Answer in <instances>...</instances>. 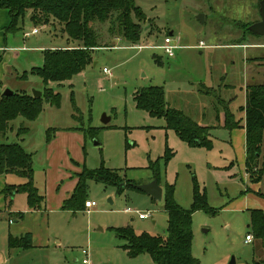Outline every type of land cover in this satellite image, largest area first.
I'll return each mask as SVG.
<instances>
[{
    "label": "rangeland",
    "instance_id": "1",
    "mask_svg": "<svg viewBox=\"0 0 264 264\" xmlns=\"http://www.w3.org/2000/svg\"><path fill=\"white\" fill-rule=\"evenodd\" d=\"M260 1L135 0L146 17L140 23L141 37L136 45L110 36L109 21L93 25L101 46L92 50V63L71 80L46 85L59 92L60 106L44 103L41 114L33 121L17 117L10 122L5 141L17 142L32 154L34 184L41 193L51 189V205L52 199L57 200L62 191H68L72 178H77L83 168L116 172L124 179L122 191L118 193L115 186L89 179L86 201L96 204L91 210L83 206L76 212L50 211L47 204L39 223L48 226L49 239L46 243L44 239L36 241L40 245L26 250L7 246L8 234L20 225L15 226L19 217L15 218L9 210L24 209L25 193H17L12 206L1 204L0 196V264H83L84 249H89L90 264H154L147 253L129 257L121 247L125 241L113 231L130 225L136 234L166 236L167 215L162 201L135 188L154 179L152 165L158 170L156 180L163 193L168 185H173L174 199L181 207H190L197 186L214 211L210 214L196 210L192 214V255L200 263L230 264L233 258L234 264H251L253 259L263 257L257 241H244L250 219L248 201L262 203L251 196L248 199L246 193L248 175L241 160L245 132L241 128H214L210 131L211 149L190 147L173 130L165 128L163 118L150 117L137 109L133 100L137 89L157 85L162 87L169 107L196 122L207 123L201 113L216 121L215 110L210 107L215 103L223 122L224 104L240 125L246 86L264 84V35L247 31L249 25L260 21ZM199 15H203V23ZM54 25L56 30L49 25L35 27L25 17L18 30L3 32L18 46H39L43 50L63 47L66 36ZM33 28L38 33L24 37V32ZM167 36L177 41L173 57L159 47ZM200 42L204 45L199 46ZM248 45L259 46L244 47ZM19 56L14 67L20 73L29 71L31 63L42 64L40 50H28ZM103 68L108 72H103ZM14 76L8 74L4 89L30 94L44 90L45 85L37 76L29 75L25 81ZM103 116L110 118L107 124L102 123ZM19 127H26L27 131L16 136ZM89 127L97 130L94 138L85 134ZM50 128L61 132L58 142L64 140L60 138L62 133H70L66 134L70 139L64 156L61 145L52 152L53 164L66 173L56 185H48V169L52 167L46 158L45 138ZM166 146L173 153L167 162ZM263 160L264 139L260 165ZM0 179L5 184L26 182V178L15 173ZM126 180L134 187L126 186ZM259 188L264 193V175ZM126 208L149 213L150 217L140 219L135 213H124ZM33 220L29 217L23 224L31 226Z\"/></svg>",
    "mask_w": 264,
    "mask_h": 264
},
{
    "label": "trees",
    "instance_id": "2",
    "mask_svg": "<svg viewBox=\"0 0 264 264\" xmlns=\"http://www.w3.org/2000/svg\"><path fill=\"white\" fill-rule=\"evenodd\" d=\"M0 8L7 10L10 22L5 30L15 32L20 22L28 17L33 25H49L55 23L66 36L67 45L62 48H47L42 51V64L23 71L18 79L25 81L29 75L39 77L44 86L40 97H34L25 91H13L4 96L0 93V175L15 173L26 178V182L18 185L5 184L0 193L8 206L17 193H25L27 206L33 211H44L45 195L34 184L32 154L17 142L8 143L7 133L11 130L10 122L17 117L28 121L35 120L42 112L44 103L53 107L60 106V94L47 88L49 82L61 84L71 80L92 63L91 52L100 47V35L94 29L95 23L109 21L110 36L121 37L126 43L136 45L141 37L140 23L146 17L135 0H0ZM53 30V31H54ZM248 33H251L247 28ZM72 44L73 46H71ZM211 95L209 92H202ZM135 107L145 111L150 117L163 118L165 128L173 130L176 136L190 147L211 149L210 131L213 127L199 125L182 111L167 105L161 86L149 85L139 88L133 96ZM218 103L222 101L217 99ZM75 111L77 108L74 106ZM223 128L231 131L239 126L234 115L224 106ZM244 111L245 159L244 168L250 183H258L264 175V160L261 165L262 141L264 139V84H248L245 88ZM75 117V116H74ZM27 131L19 127L16 136ZM56 129L46 130V143L54 137ZM85 134L94 138L96 128L89 127ZM172 152L166 146L164 161L167 162ZM153 177L157 178L156 166L151 167ZM77 182L70 196L63 201L61 210L76 212L83 210L87 197V180L92 179L106 185L117 187L122 191L123 178L116 172L105 168L96 170L82 169L77 174ZM126 186L134 187L126 180ZM246 192H252L246 189ZM256 195L264 198L261 192ZM162 206L167 215L166 236L150 235L146 232L136 234L130 225L115 228L118 238L125 241L121 247L129 257L142 253L151 256L154 264H202L192 255V214L196 210L214 211L208 206L204 192L194 188L191 205L188 209L181 207L174 199V187L168 185L163 193ZM248 233L264 250V211L260 208L249 209ZM21 217V214L19 215ZM32 247L31 236L25 233L19 237L8 235V248L28 249ZM251 264H264L263 257L253 259Z\"/></svg>",
    "mask_w": 264,
    "mask_h": 264
},
{
    "label": "crops",
    "instance_id": "3",
    "mask_svg": "<svg viewBox=\"0 0 264 264\" xmlns=\"http://www.w3.org/2000/svg\"><path fill=\"white\" fill-rule=\"evenodd\" d=\"M9 22H10V17H9V14H8L7 10L0 8V93L1 94L3 93V91L5 90L4 88L7 85V83H6L7 79L6 78L8 77L9 73L12 74V75H15L14 76L15 79L19 80L18 76L21 75V73L14 67V63L20 57L19 54L21 52H25V51H28V50H40V51H43L42 47H39V46H37V47H28V46H25V45L18 46V45L13 44L10 41V39H8L7 33L4 34V32H3L5 27L8 26ZM170 34H171V32H170ZM10 42H11V44H10ZM65 46H63V47H65ZM249 46H252V47H256L257 46L258 47L259 45H248V46H244V47H249ZM50 48H62V47L58 46V47H50ZM41 63H42V59H41ZM33 66H36V65L34 63H31L30 68L33 67ZM30 68H29V70H30ZM9 71H11V72H9ZM24 71H26V70H24ZM200 92L202 93L203 91H200ZM210 107L212 108L211 110H213V111L215 110V112H213V113L215 114V120L216 121H214L212 118H209L204 113H201V115L203 117V120L207 121V123L206 124H203V123H200V122H197V123L198 124L200 123L199 125L203 124V126H211V127L214 126L212 129L215 128V129L226 130L227 131V129L223 128L224 122H223L222 118L219 116V113L217 111L215 103H212L210 105ZM242 120L240 122V125L237 128H241L245 132L244 118L243 117H242ZM236 129H234L233 131H235ZM60 133L61 132H59V131L57 132L56 131L54 137L50 140V142H48L46 144V147H47V149H46V152H47L46 158L50 161V164H51V167H52V169H50V168L48 169V174H47L48 175V179H49L48 185L49 184L56 185L59 181L61 182L62 179L66 177V173H63L61 168H59L57 165L53 164V160H55V156L52 157V154L54 153L55 148L60 147V145H61V152H62L63 156H64V153L66 152V149H67L66 145L68 143L67 139H70V137L67 136L66 134H70V133H62L63 135H61L60 138L64 139V140L58 142V139H59L58 135ZM232 134H233V132H232ZM62 145L64 146L63 148H62ZM58 150L60 151V149H58ZM244 159H245V138H244V141H243V154H242V157H241V160H243V170H244ZM4 176L5 175H0V178H2ZM72 179L73 180L68 185L69 186L68 191H62L58 195L57 200L52 199V205L49 203V191L51 189L48 188L46 190L47 192L45 191L43 193L45 195V204H44L45 208H44V210L47 209V204H48V209L50 211L61 210V206H62L63 201L66 200L70 196V194L72 193L73 188H74V186H75V184L77 182V178H72ZM245 181L247 182L246 183V189H250L252 191V192H246L247 195H248V199H249V196H251V197H253L255 199H261V201H262V203L260 204V203L252 202V201L249 200L248 201V205L249 206H247L248 209L260 208V209H262L264 211V198H262V197H260V196L255 194V192H261L260 188H259L260 184H261V181L258 182V183H250L248 181V179H246ZM3 182L1 183V181H0V191L5 186V183H3ZM0 196H2L1 193H0ZM16 196H17V194H15L12 197L10 206L13 205L14 200L16 199ZM25 196H26V194H25ZM1 198H2V201H3V202H1V200H0L1 204H5V200L3 199V196ZM9 211L11 212V214L15 218L19 217V220L18 221L15 220V222H14L15 226L20 224L19 227H18V230H15L13 233L10 232L9 234H11L14 237H19V236H21V235H23L25 233H29L30 236H31L32 247L36 246V245H40V244H36L37 243L36 241H39V240H42V239H44V241H45L44 243H46L48 241V239H49V228H48V226H43L41 223H39V220L41 219L40 216H42V215L44 216V214H42L44 211H33V210H30L27 205L24 207V209H22L21 212H17V211H14V210L13 211L9 210ZM61 211H63V210H61ZM20 214H21V217L19 216ZM29 217L30 218L33 217V219H34L32 221V225L31 226H28V224H23L24 220H28ZM7 246H8V237H7ZM9 249H13V248H9ZM19 249H21V248H19ZM24 250H26V249H24ZM260 253H261V256H262L264 254V250L261 249Z\"/></svg>",
    "mask_w": 264,
    "mask_h": 264
},
{
    "label": "water",
    "instance_id": "4",
    "mask_svg": "<svg viewBox=\"0 0 264 264\" xmlns=\"http://www.w3.org/2000/svg\"><path fill=\"white\" fill-rule=\"evenodd\" d=\"M259 15H260V21L255 22L251 25L248 26V30L255 34V35H264V0L260 1L259 3ZM198 19L201 23H203V15H199ZM4 96H8L13 94V91L10 89L6 88L3 93ZM32 95L34 97H40L42 93L40 91H33ZM110 118L103 116L102 118V123L107 124L109 122ZM135 188L144 192L145 194L149 195L152 199L156 201H162L163 198V190L162 188L158 185V182L156 178H154L152 181L146 184L142 185H135ZM230 264H234V259L232 258L230 261Z\"/></svg>",
    "mask_w": 264,
    "mask_h": 264
},
{
    "label": "built area",
    "instance_id": "5",
    "mask_svg": "<svg viewBox=\"0 0 264 264\" xmlns=\"http://www.w3.org/2000/svg\"><path fill=\"white\" fill-rule=\"evenodd\" d=\"M38 33V29L37 28H33L31 29L30 31H26L24 32V37H28L30 35H33V34H36ZM204 44L202 42L199 43V46H203ZM137 47H141L140 45L137 46ZM162 50H164L165 54L168 56V57H173L174 55V50L178 47L177 45V41L173 40L172 37H165L164 40H163V44L161 46H159ZM103 72H108V70H106L105 68H103ZM95 202L94 201H85L84 203V206H85V209L87 211L91 210L94 206H95ZM124 213H135L138 215V217L140 219H145V218H148L150 217V214L149 213H144V212H139L137 210H133V209H130V208H126L124 209ZM245 243H251L253 241V237L251 234H246L245 235ZM82 253L85 255V258L82 259V263L83 264H90V260H89V257H90V252H89V249H84L82 251Z\"/></svg>",
    "mask_w": 264,
    "mask_h": 264
}]
</instances>
